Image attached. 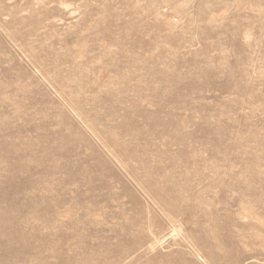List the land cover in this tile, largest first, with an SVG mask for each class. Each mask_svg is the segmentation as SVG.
Wrapping results in <instances>:
<instances>
[{
  "label": "rangeland",
  "instance_id": "1",
  "mask_svg": "<svg viewBox=\"0 0 264 264\" xmlns=\"http://www.w3.org/2000/svg\"><path fill=\"white\" fill-rule=\"evenodd\" d=\"M0 264H264V0H0Z\"/></svg>",
  "mask_w": 264,
  "mask_h": 264
}]
</instances>
